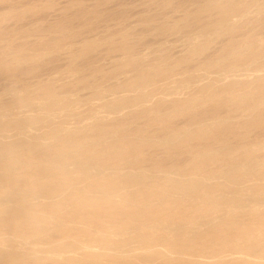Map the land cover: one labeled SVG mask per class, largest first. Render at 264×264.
I'll return each instance as SVG.
<instances>
[{"label":"rangeland","instance_id":"1","mask_svg":"<svg viewBox=\"0 0 264 264\" xmlns=\"http://www.w3.org/2000/svg\"><path fill=\"white\" fill-rule=\"evenodd\" d=\"M219 1L228 3L227 9ZM223 1L0 0V187L4 188L0 194L8 189L0 199L10 192L6 205H0V226L9 228L0 230L4 252L11 248L19 254L28 251L22 264H44L48 261L31 257H36L37 249L52 246L53 252L69 257L78 254L75 259L86 262L93 251L85 249L97 241L92 247L102 251L104 262L121 264L119 255L131 253L129 258L135 264H160L166 259L207 260L196 251L232 241L243 245L242 250L258 254L253 260L264 261V245H244L241 235L248 228L264 238V206H251L254 201L264 202V0ZM238 3L243 6L236 7ZM228 6L235 16L228 20L234 18L233 23L225 18V12L230 13ZM231 25L229 31L224 30ZM235 49L245 52L242 58L233 53ZM140 76L151 81L140 82ZM258 77L262 79L257 81ZM232 85L237 86L234 91ZM201 90L215 91L217 98L207 101L208 95ZM235 90L239 97L252 95L239 105L233 100ZM194 95L195 100L202 98L192 105L189 98ZM138 96L140 100H136ZM201 156L209 163L198 168ZM11 158L18 159L20 172L31 175L34 168L21 166L25 162L61 163L63 169L51 173L68 174L70 186L61 195L47 198L43 196L51 194V189L42 188V193L41 188L33 187L36 193L31 190V194L30 188L29 192L22 186L21 190L15 188L9 178L13 173L4 165ZM38 172L41 177L49 175L44 168ZM70 194L75 196L67 205H60L63 209L46 205ZM10 195L14 201L9 202ZM84 197L90 206L117 202L125 209L104 211L98 217L90 211L80 219L73 211ZM4 213L7 216L2 217ZM36 217L43 222L35 221ZM188 217H195L192 229ZM186 218L190 223H185ZM17 220L28 227L22 228ZM3 221L6 226L1 225ZM9 221L18 225L16 231ZM62 228L72 231L71 235ZM23 230L24 235L28 233L24 238ZM87 238L90 240L85 242ZM40 239L42 243L37 242ZM104 242L112 243H108L110 251ZM72 243L75 245L69 246ZM70 247L73 250L66 253ZM155 251L160 254H156L158 259L150 254ZM64 256L57 257L69 262ZM140 257L149 260L137 261ZM15 263L21 264H7Z\"/></svg>","mask_w":264,"mask_h":264},{"label":"bare ground","instance_id":"2","mask_svg":"<svg viewBox=\"0 0 264 264\" xmlns=\"http://www.w3.org/2000/svg\"><path fill=\"white\" fill-rule=\"evenodd\" d=\"M223 1V0H222ZM228 1V0H227ZM226 1V2H227ZM215 2H217V1H215ZM223 2H224V4H223ZM223 2H221V1H219L218 3H221L222 5H219L220 7H222V8H226L227 6L226 5H228V3L225 5V1H223ZM229 2V1H228ZM230 3V2H229ZM239 5H237L236 4V7L237 6H240V4H241V6H243V4L242 3H238ZM215 5H216V3H215ZM218 6V5H217ZM220 7L218 8V7H216L218 10L220 9ZM231 6H228V8H230ZM239 8H241V7H239ZM227 9V8H226ZM238 9V8H237ZM242 9H243V7H242ZM222 10V9H221ZM231 10V8L230 9H228V11H230ZM220 11V10H219ZM233 11H236V8H235V10H233ZM243 12V11H242ZM226 14H225V18L227 19V21H229L228 19H230L232 16H234L232 13H231V11H230V13L228 12L227 13V11L225 12ZM236 14H237V12H236ZM245 14H246V12H245ZM239 15V14H238ZM242 15V14H241ZM241 15H239L241 18H242V16ZM221 16V15H220ZM238 16V17H239ZM235 17V16H234ZM237 17V18H238ZM221 18V17H220ZM233 19L234 18H232V21H233ZM223 20V19H222ZM238 19H236V21H237ZM219 21H220V19H219ZM224 21V20H223ZM231 21V20H230ZM229 21V22H230ZM231 21V22H232ZM235 21V20H234ZM221 22V21H220ZM219 22V23H220ZM225 22H226V20H225ZM222 23V22H221ZM227 23V22H226ZM225 23V24H226ZM233 23V22H232ZM227 25H228V23H227ZM227 25H226V27H227ZM224 28H225V25L223 24L222 25ZM229 28H226V29H224V30H227L228 29V31H229V29H231V27L233 28L234 26L233 25H231V26H228ZM233 30V29H232ZM231 43V42H230ZM63 46V45H62ZM229 46V45H228ZM228 46H226V47H228ZM232 47V46H231ZM231 47H228V49L229 48H231ZM235 47V46H234ZM124 48V47H123ZM233 48V47H232ZM87 49V48H86ZM203 49V48H202ZM236 50V49H235ZM198 51H200L199 49H198ZM197 51V52H198ZM203 51V50H202ZM233 51V50H232ZM233 53L234 54H236L238 57H240V58H242V56L245 54V52H240L239 50H236V51H233ZM135 55V54H134ZM248 55V54H247ZM246 56V55H245ZM244 56V57H245ZM243 57V58H244ZM133 60V59H132ZM134 61V60H133ZM128 63H129V61H128ZM131 63H129L128 65H130ZM133 64V63H132ZM127 65V64H126ZM127 65V66H128ZM210 65H211V63H210ZM7 66V65H6ZM229 71V70H228ZM250 71V70H249ZM75 72V71H74ZM140 74V73H139ZM151 74H153V73H151ZM158 74V73H157ZM187 74H189V73H187ZM217 75V74H216ZM142 76H146V75H142ZM142 76H140L139 78H138V81H140V82H142L141 80H147V79H144ZM241 78V77H240ZM246 78V77H245ZM256 78V77H255ZM255 78H253V81H254V79ZM136 79V78H135ZM262 78L261 77H258L256 80L258 81V80H261ZM149 80V79H148ZM147 80V81H148ZM229 80V79H228ZM249 80H251V79H249ZM151 81V80H150ZM150 81H148V82H150ZM214 81V80H213ZM232 81V80H231ZM249 82H251V81H249ZM211 83H212V81H211ZM216 83H217V81H216ZM216 83H214V84H216ZM219 83V82H218ZM207 84V83H206ZM213 84V85H214ZM220 85L222 84V82L221 83H219ZM224 84H226V83H224ZM247 84V83H246ZM246 84H244V86L246 85ZM253 84H254V82H253ZM129 85V84H128ZM134 85V84H133ZM210 86H213L212 84H209ZM230 85V84H229ZM249 85V84H248ZM132 86V85H131ZM162 86V85H161ZM207 86V85H206ZM209 86V87H210ZM222 86V85H221ZM250 86H252V84L250 83ZM14 87V86H13ZM130 87V86H129ZM184 87V86H183ZM203 87H204V84H203ZM216 86L214 85V88H215ZM225 87H227V86H225ZM233 85H232V87H231V90L233 89ZM240 87V89H241V86H239ZM19 88V87H18ZM131 88V87H130ZM213 87H212V89L213 90H215ZM234 88H237V86H235ZM146 89V88H145ZM145 89H144V91H145ZM149 89V88H148ZM182 89V88H181ZM216 89H217V87H216ZM220 88H218V90H219ZM118 90V89H117ZM159 90V89H158ZM203 90H205V89H203ZM207 90V89H206ZM209 90V89H208ZM207 90V91H208ZM221 90V89H220ZM202 91V90H201ZM210 91V90H209ZM217 91V90H216ZM233 91H234V89H233ZM232 91V92H233ZM236 91V90H235ZM238 91V90H237ZM237 91L236 92H233V94L235 93H237ZM246 91V90H245ZM142 92V91H141ZM203 92V91H202ZM225 92V91H224ZM242 92V91H241ZM13 93V92H12ZM48 93V92H47ZM115 93V92H114ZM170 93V92H169ZM205 95L204 96H206V95H208L207 97H209L208 99H207V101L208 100H212V99H210V98H217V92H213V93H208V92H203ZM203 93H202V97H203ZM208 93V94H207ZM222 93H223V91H222ZM247 93V92H246ZM250 93V92H249ZM121 94V93H120ZM239 93H237V95H233V100H237L238 102H239V105L243 102V101H245L246 99L248 100V98L250 97V95H252V94H250L249 96H247V97H239V95H238ZM244 95H245V93H243ZM50 95V94H49ZM55 95V94H54ZM173 95V94H172ZM241 95H242V93H241ZM240 95V96H241ZM92 96V95H91ZM199 96V95H198ZM222 95H220V97H221ZM230 96V95H229ZM229 96H228V98H229ZM137 97V96H136ZM141 97V96H140ZM196 97L197 96H195L194 95V97L192 96V98L193 99H191V98H189V102H191L192 103V105H193V103L194 104H196L197 103V101H199L200 99V97L199 98H197L198 100H195L196 99ZM201 97V98H202ZM42 98V97H41ZM134 98V97H133ZM195 98V99H194ZM28 99V98H27ZM26 99V100H27ZM44 99V98H43ZM43 99H41L42 101H43ZM74 99V98H73ZM142 99V98H141ZM191 99V100H190ZM204 99H205V97H204ZM203 99V101L202 102H204L205 100ZM229 99H231V96H230V98ZM21 100V99H20ZM26 100H24L25 102H26ZM45 100V99H44ZM136 100H140L139 99V96H138V98L136 99ZM194 100V101H193ZM251 100H252V98H251ZM16 101V100H15ZM254 102L252 103V107H254V104H255V101L256 100H253ZM17 102V101H16ZM21 101H19V103H20ZM23 102V101H22ZM48 102V101H47ZM186 102H188V101H186ZM200 102V101H199ZM230 102H231V100H230ZM119 103H121V102H119ZM205 103V102H204ZM207 103V102H206ZM205 103V104H206ZM243 103H245V102H243ZM257 103V102H256ZM15 104V103H14ZM83 104V103H82ZM201 104V103H200ZM249 104V106H250V103H247V105ZM17 105V104H16ZM51 105V104H50ZM189 105H190V103H189ZM204 105V104H203ZM246 105V106H247ZM19 106V105H18ZM182 106V105H181ZM180 106V107H181ZM183 106H184V104H183ZM182 106V107H183ZM243 106V105H242ZM241 106V107H242ZM28 107V106H27ZM187 107V106H186ZM190 107V106H189ZM192 108H194V106L192 107ZM191 108V109H192ZM246 108H248V106L246 107ZM251 107H249V109H250ZM32 109V108H31ZM245 109V108H244ZM49 110V109H48ZM123 110V109H122ZM34 111V110H33ZM38 112V111H37ZM94 112V111H93ZM115 112V111H114ZM30 113V112H29ZM37 114V113H36ZM34 115V114H33ZM24 116V115H23ZM48 116V115H47ZM44 117V116H43ZM33 118V117H32ZM166 119V118H165ZM6 120V119H5ZM37 120V119H36ZM40 120V119H39ZM35 121V120H34ZM41 121V120H40ZM3 124V123H2ZM27 125V124H26ZM19 127V126H18ZM17 128V127H16ZM101 128H102V126H101ZM23 131V130H22ZM57 131V130H56ZM1 133V132H0ZM1 135V134H0ZM50 135V134H49ZM72 139V138H71ZM31 141V140H30ZM66 141V140H65ZM35 142H36V140H35ZM39 142V141H38ZM42 142V141H41ZM75 142V141H74ZM164 142V141H163ZM29 144V143H28ZM63 144V143H62ZM69 144V143H68ZM73 144V143H72ZM9 144H7V146H8ZM64 145H66V144H64ZM19 146V145H18ZM99 146V145H98ZM13 147H15L16 149H17V147H16V145L15 146H13ZM63 147V146H62ZM64 147H67V146H64ZM68 147H71V146H68ZM7 148V147H6ZM6 148H4L5 150V153H6V150L8 151V149H9V151L10 152H8V153H11V151L12 150H10V149H12L11 148V146L9 147L8 146V149H6ZM73 148V147H72ZM63 149V148H62ZM76 149V148H75ZM251 149V148H250ZM13 150H14V148H13ZM24 150V149H23ZM102 150V149H101ZM0 151L2 152V149H0ZM14 151H16V150H14ZM256 151H257V149H256ZM54 152V151H53ZM92 152V151H91ZM248 153H250L249 152V150H248V152H246V154H248ZM55 154L57 155V153L55 152ZM64 154V153H63ZM15 155V154H14ZM29 155V154H28ZM256 155V154H255ZM6 156V155H5ZM17 156V155H16ZM82 156V155H81ZM6 157H8V156H6ZM5 157V158H6ZM93 157V156H92ZM121 157V156H120ZM215 157V156H214ZM228 157V156H227ZM0 158H2V157H0ZM102 158H103V156H102ZM200 159H202L201 161H200V163L199 164H197V167L199 168H201V167H204L205 165H207L208 163H209V161H207L208 159L205 157V156H201L200 157ZM53 160V159H52ZM58 160V159H57ZM94 160V159H93ZM35 161V160H34ZM56 161V160H55ZM25 162V161H24ZM49 162V161H48ZM52 162V161H51ZM49 163V164H47V165H45V164H42V163H38V164H35V163H24L23 165H21V166H29V167H31V168H34V174H23L22 172H20L19 170L20 169H22V168H20L19 170H18V168H19V161H18V159L17 158H11L10 160H6L5 162H4V165H5V167H9V172L11 171V173L10 174H12L13 173V175H11L9 178L11 179V181L12 182H14L17 186H15V188L16 187H18V186H20V190H21V186L24 188L25 187V189H27V188H30V193H31V190L33 191V187H36V188H41L40 189V191L42 190V188H44V190H45V188L47 189V190H49V189H51V194H49V195H46V196H43V197H45V198H47V197H51V196H53V197H55V196H59V195H61L62 194V192L67 188V186L69 185L68 183L69 182H67L66 180V177L68 176V174H65V172L62 174L61 173V176H55V175H53V173H51V170H53V169H61L62 168V166H60V164L59 165H54V164H52V163ZM57 162V161H56ZM198 163V162H197ZM58 164V163H57ZM64 164V163H63ZM196 164V163H195ZM62 165V164H61ZM66 165V164H65ZM73 165V164H72ZM75 165V164H74ZM77 166V165H76ZM79 166V165H78ZM93 167V166H92ZM42 168H44V170H46V171H49V175L48 176H46V177H41L40 175H38V171H40ZM7 169V168H6ZM63 169V168H62ZM92 169V168H91ZM3 170H4V168H3ZM24 170V169H23ZM89 170V169H88ZM251 170H253V169H251ZM0 171H2V167L0 166ZM25 171V170H24ZM61 171V170H60ZM80 171V170H79ZM56 172H57V170H56ZM83 172V171H82ZM89 172H90V170H89ZM253 172V171H252ZM25 173V172H24ZM9 174V175H10ZM56 174V173H55ZM69 174H70V172H69ZM254 175V174H253ZM53 176H55L56 177V179L55 178H53ZM57 177H59V179H61V182L58 180V178ZM69 177V176H68ZM71 177V176H70ZM82 177H84V176H82ZM166 178H168L167 176H165ZM211 177V176H210ZM66 181V183L65 182H62V181H64L63 179ZM164 178V177H163ZM198 178V177H197ZM77 179V178H76ZM75 179V180H76ZM136 179V178H135ZM73 180V179H72ZM72 180L70 179V184H71V182H72ZM74 180V181H75ZM127 180H129V179H127ZM188 180V179H187ZM10 181V182H11ZM59 181V182H58ZM110 181V180H109ZM114 181V180H113ZM131 181H133L132 179H131ZM130 181V182H131ZM143 181V180H142ZM120 182V181H119ZM134 182V181H133ZM207 182V181H206ZM73 183V182H72ZM110 182H108V184H109ZM121 183V182H120ZM178 183V182H177ZM176 183V186L179 184V186H180V184L181 183H178L177 184ZM205 183V182H204ZM107 184V185H108ZM112 184V183H111ZM114 184H116L115 182H114ZM160 184V183H159ZM0 185H2V184H0ZM181 185H183V184H181ZM196 185V184H195ZM197 185L200 187V185H199V181L197 182ZM196 185V186H197ZM202 185V184H201ZM39 186H41V187H39ZM70 186V185H69ZM110 188L112 187V186H110V184L108 185ZM116 186V185H115ZM117 186H120V185H117ZM182 187V186H181ZM0 188H2V189H0V191H2L4 188H3V186H1ZM14 188V189H15ZM31 188H33V189H31ZM100 188V187H99ZM177 188H178V186H177ZM18 189V188H17ZM16 189V190H17ZM221 189V188H220ZM6 190H8V189H6ZM6 190H4L5 192H6ZM29 189H27V191H28ZM37 190V189H36ZM43 190V191H44ZM4 191L3 192H1L2 194H5V196H6V193H4ZM25 192H26V190H24ZM43 191H41L42 193H43ZM46 191V190H45ZM44 191V192H45ZM68 191V190H67ZM82 191V190H81ZM105 191V190H104ZM181 191H182V189H181ZM18 192H20L19 191V189H18ZM17 192V193H18ZM29 192V191H28ZM33 192H35V190L33 191ZM32 192V193H33ZM38 192V191H37ZM40 192V193H41ZM48 192V191H47ZM98 192V191H97ZM134 192V191H133ZM148 192V191H147ZM146 192V193H147ZM150 192V191H149ZM9 193L10 192H8V196H9ZM13 193H16V191H14V192H12L11 193V195L13 196ZM30 193H28V195L30 194ZM31 193V194H32ZM36 193V192H35ZM34 193V194H35ZM39 193V194H40ZM103 193V192H102ZM144 194V196L146 195V197H147V195L148 196H150L149 195V193L148 194ZM2 194H0V195H2ZM24 195H25V193H23ZM33 194V195H34ZM99 194V193H98ZM106 194V193H105ZM10 195V196H11ZM16 195H18V194H16ZM23 195V196H24ZM27 195V194H26ZM25 195V196H26ZM33 195H31V196H33ZM90 195H91V193H90ZM103 195V194H102ZM101 195V196H102ZM137 195V194H136ZM161 195V194H160ZM187 195V194H186ZM8 196H7V198L6 197H4V199L3 198H1L0 199V205H6V202H8ZM11 196V200L9 201V202H11V201H14L15 199V195L12 197ZM22 195H20V197H21ZM23 196L21 197V198H23ZM37 196H41V194L40 195H37ZM75 195H73V194H70V195H68V196H66V198L65 199H63L62 201L60 200L59 202H56V203H47L46 205H49L51 208H53V206H59V208L60 209H63V207L61 208V206L60 205H62L63 203H65L66 205L68 204V202L66 203V201H70V200H72V198L74 197ZM88 195H86V197H87ZM96 196V195H95ZM144 196H143V198H144ZM172 196V195H171ZM19 197V198H20ZM104 197V196H103ZM112 197V196H111ZM110 197V198H111ZM57 198V197H56ZM109 198V199H110ZM112 198H114V195H113V197ZM126 198V197H125ZM7 199V200H6ZM14 199V200H13ZM83 199V198H82ZM87 198H85L84 197V199H83V201L81 202V203H79L78 205H76V209L73 211V213L74 214H76V215H78V217H80V219H82V218H86V216H87V214H89L90 213V211H92V212H94V214H96V216L98 217V216H101L100 214H104V211H108V210H115V212L116 211H122V210H124L125 208H124V205L122 206L121 205V203L119 204V203H117L116 202V204L115 205H111V206H105V205H100V204H96V205H94V206H90V205H87V203L86 202H84L85 200H86ZM94 199H95V197H94ZM104 199H105V197H104ZM108 199V198H107ZM115 199V198H114ZM145 199V198H144ZM226 199H227V197H226ZM19 200V199H18ZM35 200V199H34ZM37 200H41V199H37ZM100 200V199H99ZM118 200V198L116 199V201ZM90 201V200H89ZM19 203L21 202V201H18ZM36 202V201H35ZM143 201H141V203H142ZM157 202V201H156ZM221 202V201H220ZM22 203V202H21ZM77 203V202H76ZM210 203V202H209ZM222 203V202H221ZM12 204V203H11ZM41 204V203H40ZM95 204V203H94ZM158 204V203H157ZM236 204V203H235ZM252 205V207L254 208V207H257V208H261V206H264V202H260V201H254V202H252L251 203ZM64 205V204H63ZM237 205V204H236ZM32 206V205H31ZM38 206H40V205H38ZM71 206V205H70ZM126 206V205H125ZM15 207V206H14ZM41 207V206H40ZM236 207H238V206H236ZM240 207V206H239ZM8 207H6L5 208V210L7 209ZM46 208H48V207H46ZM50 208V209H51ZM55 208V207H54ZM132 208V207H131ZM235 208V207H234ZM11 210L12 209H16V208H10ZM57 209V211H59V212H61V210H59L58 209V207L56 208ZM56 209H54V211L56 210ZM69 209V208H68ZM159 209V208H158ZM242 209V208H241ZM0 210H1V208H0ZM8 211H9V209H7ZM23 210V208L21 209V211ZM46 210V209H45ZM136 210H138V209H136ZM162 210V209H161ZM198 210H199V208H198ZM14 211H20V209L19 210H14ZM13 211V215H15L14 212ZM157 211V210H156ZM207 211V210H206ZM228 211H230L229 209H228ZM233 211V210H232ZM3 212H4V208H3ZM12 211H10V213H11ZM47 212H49V211H47ZM135 212H137V211H135ZM234 212V211H233ZM0 213H1V211H0ZM49 213H53V211L52 212H49ZM55 213H57L56 211H55ZM69 213H71V212H69ZM142 213V212H141ZM156 213V212H155ZM228 213V212H227ZM9 214V213H8ZM17 214H19L20 215V213H17ZM60 214H62V212L60 213ZM72 214V213H71ZM138 214V213H137ZM136 214V215H137ZM156 214H158V213H156ZM183 215H184V213H182ZM187 214V213H186ZM185 214V215H186ZM193 214V213H192ZM195 214V213H194ZM196 214H197V212H196ZM195 214V215H196ZM225 214V213H224ZM4 215H6L7 216V213L5 214H3L2 215V217H4ZM23 215V214H22ZM39 215V214H38ZM41 215V214H40ZM66 215V214H65ZM73 215V214H72ZM71 215V216H72ZM135 215V216H136ZM142 215H144L143 213H142ZM182 215V216H183ZM188 215V214H187ZM194 215V216H195ZM221 215V214H220ZM9 216H11V214L9 215ZM8 216V217H9ZM16 216V215H15ZM35 216V215H34ZM37 216V215H36ZM181 216V215H180ZM189 216V215H188ZM191 216V215H190ZM193 216V215H192ZM210 216V215H209ZM208 216V220H209V218L212 216H210L209 217ZM20 217H21V215H20ZM41 217V216H40ZM39 217V218H40ZM60 217H62V216H60ZM143 217H145V216H143ZM0 218H1V216H0ZM17 218H18V216H17ZM23 216H22V220H23ZM37 218L38 217H36V219H35V221L37 220ZM42 218L44 219V217L42 216ZM62 218H65L64 217V215H63V217ZM189 218V217H188ZM6 221H7V219H9V218H7V217H5L4 218ZM20 219V220H21ZM66 219H67V217H66ZM187 219V218H186ZM190 219V218H189ZM215 219V218H214ZM217 219H219L218 218V216L216 217V220ZM1 220H3V218H1ZM0 220V221H1ZM10 220H13L12 219V217L10 218ZM15 221H16V217H15V219H14ZM20 220H17V221H20ZM42 219H40V222H43V221H41ZM45 220H47V219H45ZM56 220V219H55ZM63 220H65V219H63ZM62 219H61V221L60 220H57V223H59L60 224V222H62L63 221ZM181 220H183L182 218H181ZM180 220V221H181ZM213 220V219H212ZM25 221V220H24ZM38 221V220H37ZM58 221H60V222H58ZM68 221H69V219H68ZM189 221H191V223L189 222ZM188 221V219L186 220V222L185 223H190V224H188L189 225V227H191V229L192 228H194L195 227V225H196V223H194V221H195V217H193L192 219H190ZM196 221H198V219L196 220ZM215 221V220H214ZM220 221V220H219ZM39 221H38V223H40ZM49 222V221H48ZM148 222V221H147ZM147 222H145V223H147ZM151 222V221H150ZM213 222V221H212ZM2 223H4V221L3 222H1V225H2ZM10 225L12 224V223H10V221L8 222ZM20 223H21V221H20ZM19 223V225H21L22 224V228H24L23 226L25 225L24 223H21L20 224ZM27 223H29L28 222V220L26 221V224ZM5 224V223H4ZM16 224V223H15ZM48 224V223H47ZM51 224V223H50ZM149 224V223H148ZM184 224V223H183ZM209 224V223H208ZM211 224V223H210ZM231 224V223H230ZM7 224H5V226H6ZM28 225V224H27ZM27 225H25V228H26V226ZM40 225V224H39ZM45 225H46V222H45ZM53 225V224H52ZM56 225V224H55ZM65 225H66V229H68L67 227H69L66 223H65ZM79 225V224H78ZM78 225H77V227H78ZM82 225V224H81ZM80 225V226H81ZM128 225V224H127ZM144 225V224H143ZM147 225V224H146ZM145 225V226H146ZM198 225H200V224H198ZM197 225V226H198ZM14 226V223L12 224V227ZM18 225H16V226H14L13 228H14V230H15V228L17 227ZM41 226V225H40ZM48 227H51L52 228V226H49V225H47ZM170 226H173V225H170ZM205 226V225H204ZM2 226H0V230L1 229H3V230H8L9 231V228L8 227H5V228H8V229H4L3 227L1 228ZM10 227V226H9ZM11 227V228H12ZM28 227V226H27ZM47 227V228H48ZM72 227V226H71ZM154 227V226H153ZM12 228V229H13ZM24 228V229H25ZM30 228V227H29ZM31 228H32V226H31ZM46 228V227H45ZM64 228V227H63ZM62 228V230L64 231L65 229H63ZM139 228V227H138ZM158 228V227H157ZM167 228V227H166ZM172 228H174V227H172ZM183 228V227H182ZM201 228H203V227H201ZM236 228V227H235ZM49 229V228H48ZM47 229V230H48ZM71 229V228H70ZM177 229V228H176ZM179 229V228H178ZM188 229V228H187ZM190 229V230H191ZM33 230V229H32ZM45 230V229H44ZM62 230H60V232L62 231ZM117 230V229H116ZM124 230V229H123ZM165 230H167V229H164L163 231H165ZM172 230V229H171ZM194 230V229H193ZM192 230V231H193ZM195 230H197V229H195ZM213 230V229H212ZM235 230H240V228L238 229V228H236ZM16 231V230H15ZM30 232V230H27V232ZM69 231L70 230H68V232H67V230H66V232H65V234L66 233H69ZM152 231V230H151ZM24 232H25V230H23V238H24V236L26 235L27 236V234H25L24 235ZM59 232V233H60ZM70 232H72V231H70ZM117 232V231H116ZM238 232V231H237ZM264 232V231H263ZM8 233H11V232H8ZM18 233V232H17ZM41 233V232H40ZM63 233V232H62ZM112 233V232H111ZM189 233V232H188ZM254 233H256V232H253V231H251V229L250 230H248V228L246 229V232H244L243 234L241 233V235H243V238H244V241H245V243H244V245H247V244H253V246L254 245H264L263 243V239L264 238H262L261 236H259V234H254ZM20 234H22V233H20ZM30 234V233H29ZM34 234V233H33ZM38 233H36V235H37ZM41 234H43V232L41 233ZM41 234H38V236L39 235H41ZM70 234V233H69ZM86 234V233H85ZM89 234V233H88ZM104 234V233H103ZM120 234V233H119ZM134 234V233H133ZM207 234V233H206ZM1 235H2V232H1ZM32 235V234H31ZM36 235H34L35 237H37ZM71 235V234H70ZM139 235V234H138ZM262 235V234H261ZM59 236V235H58ZM65 236V235H64ZM181 236V235H180ZM1 237V236H0ZM50 237V236H49ZM96 237V236H95ZM164 237V236H163ZM12 238H13V236H12ZM26 238V237H25ZM52 238V237H51ZM262 238V241H260V239ZM1 239H2V237H1ZM4 239V238H3ZM29 239V238H28ZM89 238H87V239H85V242L88 240ZM120 239V238H119ZM177 239V238H176ZM17 240V239H16ZM20 240V239H19ZM46 240H48V239H46ZM46 240H45V242H46ZM70 240V239H69ZM90 240V239H89ZM127 240V239H126ZM151 240V239H150ZM149 240V241H150ZM170 240V239H169ZM200 240H201V238H200ZM3 241V240H2ZM2 241H0V245L1 246H5L4 245V242H2ZM13 241V240H12ZM26 241H28L27 240V238H26ZM38 241H40L41 243H42V241H41V239L40 240H37V242ZM51 242H53L52 240H50ZM136 241V240H135ZM140 241V240H139ZM153 241V240H152ZM260 241V242H259ZM7 242V241H6ZM5 242V243H6ZM10 242V241H9ZM14 242V241H13ZM23 242V241H22ZM21 242V243H22ZM30 242H32V240L30 241ZM39 242V243H40ZM65 242V241H64ZM76 242H78V241H76ZM79 242H81L80 244H82L83 242H82V240L81 241H79ZM95 242H97V241H95ZM94 242V243H95ZM141 242V241H140ZM146 242V241H145ZM162 242V241H161ZM19 242H17L16 244H18ZM33 243H34V241H33ZM48 243H50V242H48ZM75 243V242H74ZM94 243H92V245L91 246H89L90 247V249L88 248V246H87V249H85V251L86 250H92L93 252H92V255H91V258L90 259H86L85 261L86 262H84V259L82 260L83 262H81L80 260H78L79 258L78 257H76V259L78 260H76L75 259V256H77V255H71L70 257L69 256H66V254H65V256L63 255V254H60V253H63V252H60V253H56L55 251V253L51 250V248H53L52 246H51V248L49 249V247H47V249H45V247L44 248H41V249H37V251H36V257H31V255H32V253H31V251H30V257L31 258H34V259H36V260H45V261H48L47 263H44V264H111V263H109V262H104V260L105 259H103L101 256H103V253H101L100 251H98L97 250V248L95 247V248H93L94 247ZM105 243V242H104ZM108 243H110V242H108ZM108 243H105L106 245H107V247L109 248V246H108ZM24 244L26 245V243L24 242ZM52 244V243H51ZM73 244V243H72ZM75 244H79V243H75ZM75 244H73V245H69V246H74ZM79 244V245H80ZM97 244H100V246H101V243L100 242H98ZM103 244V243H102ZM110 244H112V243H110ZM149 244V243H148ZM156 244V243H155ZM23 245V244H22ZM24 245V246H25ZM32 245V244H31ZM39 245V244H38ZM68 245V244H67ZM90 245V244H89ZM189 245V244H188ZM0 246V264H7V263H14V262H20L21 263V261H24V259L23 258H28L29 256L27 255V253H28V251H27V253L26 252H24V253H22V254H19V253H16L15 251H13L14 250V248H13V250H12V248H11V250L10 251H8V252H4L3 251V249H2V247ZM21 245H19V247H20ZM33 246V245H32ZM48 246V245H47ZM57 246H59V245H57ZM60 246H61V244H60ZM63 246V245H62ZM64 246H65V248H66V244H64ZM64 246L63 247H60V248H63L64 249ZM93 246V247H92ZM96 246V245H95ZM98 246V245H97ZM111 246V245H110ZM120 246H122V245H120ZM119 246V247H120ZM124 246H125V244H124ZM134 246V245H133ZM152 246V245H151ZM243 245H237V243L236 242H232V241H226V242H223L222 244L220 243V245H219V247H212V249H209V250H206V251H203V249H201V250H197L196 252H199V255L200 256H202V257H204V258H206L207 260H193V261H190V260H178V258H177V260L178 261H172V260H169V259H166V260H164L163 261V263H160V264H213V263H211L210 261H208V260H213V259H216V261L218 260V262L216 263V264H264V261L262 262V261H258V260H260V259H263V258H259L257 261H255V260H253L252 258H254V256H256V257H258L257 255L258 254H254V253H252V252H249V250H248V252L245 250H242V248L244 247H242ZM248 246V245H247ZM252 246V245H251ZM253 246L251 247V249L253 248ZM11 247H13V246H11ZM22 247V246H21ZM79 247V246H78ZM103 249L105 248L104 247V244H103ZM102 247L100 248V249H102ZM106 247V251H107V248ZM112 247V246H111ZM118 247V248H119ZM126 247V246H125ZM54 248H56V247H54ZM58 249H59V247H57ZM67 248H68V246H67ZM80 248V247H79ZM86 248V247H85ZM115 248V247H114ZM114 248H113V250L111 249V251H115V250H117V251H119L117 248H115V250H114ZM121 248V247H120ZM123 248V247H122ZM148 248V247H147ZM180 248V247H179ZM259 248V247H258ZM261 248V247H260ZM70 249V250H69ZM69 249H67V251H65L66 253L67 252H71V250H73V247H70ZM158 249V248H157ZM263 249H264V247H263ZM7 250H9V249H7ZM56 250V249H55ZM60 250V249H59ZM96 250V253H94V251ZM152 250H156L155 248L154 249H152ZM256 250V249H255ZM254 250V251H255ZM32 251H34V250H32ZM76 251H78V249L76 250ZM76 251H75V253H76ZM79 251H81L80 249H79ZM109 251H110V248H109ZM126 250H124V252L123 253H125L126 254V252L128 251H126ZM161 251V250H160ZM259 251V250H258ZM261 249H260V253H261ZM264 251V250H263ZM19 252V251H18ZM21 252H23V251H21ZM39 252H41L42 254H43V256H40L39 255ZM58 252V251H57ZM159 252V251H158ZM201 252V253H200ZM73 253V252H72ZM74 253V254H75ZM122 253V252H121ZM128 253V252H127ZM263 253V252H262ZM69 254V253H68ZM67 254V255H68ZM105 254H107V253H105ZM108 254L110 255V254H118V253H113V252H108ZM128 254H130V255H124V254H122V255H119V257H121V259L123 258V260H125V262H123V260H121L119 257V261H122L123 263H125V264H135L136 263V260H134V262H133V260L132 259H130L129 258V256H131V253H128ZM151 255H156V254H159V253H157L156 251L155 252H151L150 253ZM150 254L148 255V256H150ZM34 256H35V254H33ZM60 255V257L61 256H64L67 260H69V262H66V260H64L66 263H64V262H62L63 260L62 259H59L60 257H57V256H59ZM264 255V254H263ZM159 256H160V254H159ZM162 256V255H161ZM63 257V258H64ZM80 257V256H79ZM86 257V256H85ZM89 257V256H88ZM114 257V256H113ZM116 257V256H115ZM146 257H147V255H146ZM172 257V256H171ZM117 257H116V259H118ZM138 258V257H137ZM143 258V257H142ZM142 258L140 257V259L138 260L137 259V261H140L141 260V262L143 261L142 260ZM159 258V257H158ZM157 258V255H156V259H158ZM175 258V257H174ZM112 259V261H113V259L114 258H110V260ZM143 259H145V257L143 258ZM155 259V257H153V259H152V261L153 260H156ZM192 259V258H191ZM250 259H252L253 261H251ZM62 260V261H61ZM108 260V259H107ZM109 260V261H110ZM146 260V259H145ZM149 260V259H148ZM148 260H146V262L148 261ZM151 260V259H150ZM44 261V262H45ZM114 261H116V260H114ZM113 261V262H114ZM255 261V262H254ZM81 262V263H80ZM122 262H121V264H122ZM140 262V263H141ZM257 262V263H256ZM262 262V263H261ZM137 263H139V262H137ZM143 263H145L144 261H143ZM16 264V263H15ZM18 264V263H17ZM22 264V263H21ZM113 264H115V263H113ZM120 264V263H119Z\"/></svg>","mask_w":264,"mask_h":264}]
</instances>
